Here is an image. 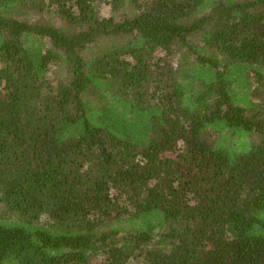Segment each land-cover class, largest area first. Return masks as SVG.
Masks as SVG:
<instances>
[{
	"label": "trees",
	"instance_id": "16d2710c",
	"mask_svg": "<svg viewBox=\"0 0 264 264\" xmlns=\"http://www.w3.org/2000/svg\"><path fill=\"white\" fill-rule=\"evenodd\" d=\"M0 264H264V0H0Z\"/></svg>",
	"mask_w": 264,
	"mask_h": 264
}]
</instances>
